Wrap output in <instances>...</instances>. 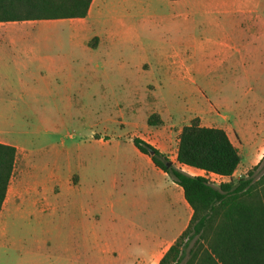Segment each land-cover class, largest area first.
I'll use <instances>...</instances> for the list:
<instances>
[{
    "label": "rangeland",
    "instance_id": "obj_1",
    "mask_svg": "<svg viewBox=\"0 0 264 264\" xmlns=\"http://www.w3.org/2000/svg\"><path fill=\"white\" fill-rule=\"evenodd\" d=\"M243 1L100 0L83 24L8 28L10 38L34 32L62 39L44 48L67 68L45 80L15 78L12 107L0 96V143L20 150L0 213V235L6 232L0 264L27 259L12 244L28 231L13 211H24L31 185L49 184L52 197L72 201L104 199L91 186L105 181L110 149L132 148L129 137L147 140L176 163L177 136L197 118L203 127L226 129L234 143L240 136L241 167L232 180L258 164L264 144L254 156L243 151L254 152L264 138V43L253 42L262 29L264 0L251 1L257 22L232 13ZM18 48L8 50L15 59ZM153 114L161 125H147ZM102 136L112 145L98 144ZM74 175L82 180L79 190L67 187ZM210 179L215 186L229 180Z\"/></svg>",
    "mask_w": 264,
    "mask_h": 264
},
{
    "label": "crops",
    "instance_id": "obj_2",
    "mask_svg": "<svg viewBox=\"0 0 264 264\" xmlns=\"http://www.w3.org/2000/svg\"><path fill=\"white\" fill-rule=\"evenodd\" d=\"M99 1L92 0L87 16L76 20L83 24L97 10ZM251 1L245 0L238 4L231 10L232 13L248 16L251 21L257 22L258 9ZM61 21L63 20L0 23V96L7 99L10 107L14 104V101L9 99L14 93L11 85L15 78L27 80L37 77L45 80L47 77L62 75L67 66L64 59L47 55L51 50L44 48L59 44L62 39L60 41L58 37L35 36L34 32L26 38H10L7 36L8 28L22 26L34 29L37 25L54 26ZM260 23L262 29L253 38L254 43H264V19L260 20ZM95 39L94 41H97ZM17 44L19 53L16 52L18 58L15 59L8 50ZM41 51L45 53L44 56L39 55ZM224 131L240 154L243 146L240 136L238 142L234 143L227 130ZM133 138L140 137L128 138L132 148H115L108 151L111 155L109 167L106 168V179L97 187L95 184L91 186L93 190L103 192L104 199L72 201L58 195L53 198L49 184L39 187L43 190L41 195L38 194V186L31 185L29 201L24 211H13L22 217L24 228L28 226V231L19 244L15 237L12 241L14 248L18 246L26 254L27 259L23 264L159 263L170 246L188 227L192 210L186 203L181 188L156 168L148 156L133 146ZM96 142L101 146L112 145V140L104 136L96 139ZM147 143L166 155L150 142ZM263 144L264 138L254 147V152L250 151V147L243 152L246 156H254ZM176 152L177 149L174 152L175 161ZM172 163L192 176L194 172L204 173L177 162ZM240 167L241 162L235 173ZM74 176L75 181L68 180L67 187L70 189L72 186L73 190H79L82 180L79 175ZM5 233L4 231L0 235L1 239L5 237Z\"/></svg>",
    "mask_w": 264,
    "mask_h": 264
},
{
    "label": "trees",
    "instance_id": "obj_3",
    "mask_svg": "<svg viewBox=\"0 0 264 264\" xmlns=\"http://www.w3.org/2000/svg\"><path fill=\"white\" fill-rule=\"evenodd\" d=\"M92 0H0V23L84 19ZM96 40V39H95ZM162 124L157 114L147 125ZM133 146L148 156L183 192L192 210L188 227L158 264H264V156L244 177L232 180L241 157L226 132L199 119L177 136L176 162L222 178L217 186L177 168L140 138ZM16 149L0 143V213L13 175Z\"/></svg>",
    "mask_w": 264,
    "mask_h": 264
},
{
    "label": "built area",
    "instance_id": "obj_4",
    "mask_svg": "<svg viewBox=\"0 0 264 264\" xmlns=\"http://www.w3.org/2000/svg\"><path fill=\"white\" fill-rule=\"evenodd\" d=\"M210 177H211V178H212V177H215V178H221V177H218V176H215V175H212V174H209V175H207V177H204V178H206V179H208L209 181H211ZM212 182H213V181H212Z\"/></svg>",
    "mask_w": 264,
    "mask_h": 264
}]
</instances>
